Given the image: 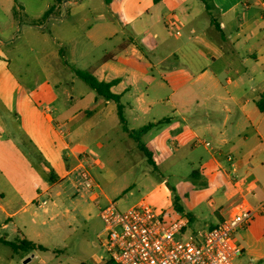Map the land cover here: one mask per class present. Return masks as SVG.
Wrapping results in <instances>:
<instances>
[{
  "label": "crops",
  "instance_id": "crops-1",
  "mask_svg": "<svg viewBox=\"0 0 264 264\" xmlns=\"http://www.w3.org/2000/svg\"><path fill=\"white\" fill-rule=\"evenodd\" d=\"M60 1L48 5L53 16L47 21H53L56 28L51 41L45 35L25 37L31 51L38 40L50 48V52L38 51L51 61L46 85L32 86L23 80L21 57L14 50L19 59L14 68L3 52L7 43L0 38V180L7 188L0 189V246L10 248L7 264H17L18 256L21 260L30 256L26 260L30 261L37 250L16 253L1 239L40 244L39 237L45 232L57 233L62 225L50 229L46 221L37 219L38 211L32 206L38 201V207L47 212L45 206L49 201L54 203L50 191L67 180L75 187L72 172L80 164L92 170L89 157L84 154L85 147L75 137L71 138L77 128L84 129L82 122L90 109L74 113L71 109L63 110L62 125L52 110L57 100L54 92L62 81L72 93L76 90L75 84L80 79L76 70L88 72L100 81H116L111 91L121 95L124 115L126 109L134 115L153 113L157 118L150 124L167 122L170 128L167 132L212 146L213 160L219 167L226 171L223 167L226 162L233 171L235 168L241 183L231 180L237 195L221 209L219 222L229 216L232 205L243 197L255 213H262L264 110L258 103H264V0H210L211 10L205 8L203 13H194L189 3H180L182 0H153L143 16L124 19L113 7L115 0L103 1L97 31L89 28L84 35L70 36L59 34L62 29L68 31L65 15L59 11ZM6 5L3 9L9 15L15 7L13 3ZM89 5V0L81 3L82 7ZM159 5L161 10L152 13V8ZM42 24L10 21L11 28L19 26V31L26 34L30 27ZM151 35L156 45L151 43ZM172 36L175 41L169 45ZM62 66L73 73L70 79L61 77ZM167 90L170 94H166ZM69 99L81 103L88 100L92 102L90 105L95 102L93 107L98 105V110H106L108 116H118L116 102L96 92L78 98L70 95ZM167 105L173 109L170 114ZM201 135L210 140H200ZM206 142L210 145H205ZM36 152L41 153L44 174L51 180L42 192L48 195L44 199L46 205L40 203L42 193L31 196L37 187V166L33 161ZM229 156L234 157V162L228 160ZM227 174L230 178L231 172ZM102 193L93 192L88 199L102 207L111 201ZM55 195L72 201L61 191ZM188 217L192 224L194 217Z\"/></svg>",
  "mask_w": 264,
  "mask_h": 264
},
{
  "label": "rangeland",
  "instance_id": "rangeland-1",
  "mask_svg": "<svg viewBox=\"0 0 264 264\" xmlns=\"http://www.w3.org/2000/svg\"><path fill=\"white\" fill-rule=\"evenodd\" d=\"M53 1L0 0V38L7 43L3 52L11 59L12 66L16 68L19 59L14 50L17 51L23 61V80L32 86L34 84L39 87L42 84L46 85L49 77L46 71L50 59L45 58L38 51L50 52V48L48 44L41 43L43 40H38L40 42L34 46L35 50L31 51V46L25 42V37L27 35L28 38L34 39L45 35L51 41L56 28L52 26L53 21L48 22V19H45V14L49 10L48 5ZM103 1L89 0V7H82L83 0H61L59 11L65 15L68 31L62 29L59 34L84 35L89 28L97 31L99 28L97 21L100 16H103L99 12L100 3H105ZM185 2L192 6L194 13L205 11V5L201 0L180 1V3ZM12 3L15 9L8 15L3 6L12 5ZM152 3L153 0H115L113 7L123 19L137 18L143 16ZM161 7V5L153 7L152 13L161 10ZM212 13L214 16L215 11ZM12 19L18 23L26 21L38 25L43 24L41 28L30 27L29 33L26 34L19 31V26L10 27ZM160 31L162 33V30ZM167 33L169 35V32ZM149 38L151 43L155 44L154 35ZM173 41L175 40L172 36L169 45ZM14 44L17 46L15 49ZM75 56L78 60L77 54ZM79 66L82 67V65ZM72 76L73 73L68 68L63 69L61 77L70 79ZM75 85L76 90L72 93L66 82L62 81V85L54 92L57 100L52 104V110L62 125L64 124L63 110L71 109L74 113L79 109H90L82 122L84 129L77 128L71 138L75 137L74 140L85 147L84 154L89 157V162L92 164V170L89 172L94 181V192H104L111 200L110 202H115L121 211L144 201L168 222L181 216L192 215L194 221L189 231L203 233L219 222L221 209L227 207L237 195V191L232 182L235 178L233 168L231 169L224 162L225 171L214 162L211 153L212 146L206 147L203 142L196 144L197 139L195 138L181 139L175 133L167 132L170 129L169 124L163 122L152 127L142 137L145 146L153 153L154 166L138 149L137 143L123 130L117 115L108 116L106 110H98L100 108L98 105L97 108L93 107L95 102L90 105L92 102L88 100L81 103L79 100L69 99L70 95H76L78 98L79 95L88 92L95 93L80 79ZM49 92L52 95V92ZM170 92L167 90L166 94ZM36 98H41V95H36ZM166 107L169 110L168 114L173 112L170 105ZM125 116L130 129L148 125L153 122L154 117L157 118L153 113L134 115L129 109H126ZM72 124L70 123L71 126ZM199 138L204 141L210 140L207 135H201ZM33 157L37 166V187L32 190L31 196L37 197L47 187L46 182L51 184V180L44 174L41 153L36 152ZM228 172L232 174L230 178ZM238 178L240 179V176ZM2 188L7 189L6 185H1L0 180V189ZM58 191H61L64 197H70L72 201L69 198L68 200L57 197L55 194ZM50 194H52L54 203L49 201L45 206L47 212L44 208L38 207V201L32 207L34 211L36 209L38 211L37 219L40 222L46 221L47 227L51 229L57 224H61L62 227L57 233L45 232L40 236L39 242L45 249L34 251L36 256L30 261H26L30 256L23 260L18 256L17 264H102L103 261L108 264L109 253L102 244L106 236L100 220V210L109 202L99 207L98 202L88 199L91 194L89 189L80 187V192H77L68 180L59 183L50 191ZM39 197L42 203L48 195L42 193ZM261 208L263 212L255 213L249 225L239 229L235 234L244 250L234 260V264H264V205ZM25 216L28 218V215ZM68 220L70 224L67 223ZM9 253H11L10 248L0 246V264L8 263L6 256Z\"/></svg>",
  "mask_w": 264,
  "mask_h": 264
},
{
  "label": "built area",
  "instance_id": "built-area-1",
  "mask_svg": "<svg viewBox=\"0 0 264 264\" xmlns=\"http://www.w3.org/2000/svg\"><path fill=\"white\" fill-rule=\"evenodd\" d=\"M228 160L234 162V157ZM87 169L80 164L72 172L77 192L80 187L94 192V181ZM233 175L234 183H241L235 168ZM254 214L243 197L232 205L228 217L202 233L189 231L188 216L165 221L144 201L124 211L109 202L100 210L106 236L102 244L114 264H234L243 252L235 234L249 225Z\"/></svg>",
  "mask_w": 264,
  "mask_h": 264
},
{
  "label": "trees",
  "instance_id": "trees-1",
  "mask_svg": "<svg viewBox=\"0 0 264 264\" xmlns=\"http://www.w3.org/2000/svg\"><path fill=\"white\" fill-rule=\"evenodd\" d=\"M104 1L106 3H111L113 0H104ZM201 1L204 3L206 10L209 12L211 10L210 0H201ZM51 16H53V9H49L46 12L45 19H48ZM76 73L80 79H82L88 86H90L91 89H93L96 92L97 95L103 97L106 100H113L116 102L117 113L122 123L123 130L127 132L128 136L137 143L138 149L148 158L149 163L155 166V160L153 158V153L147 148V146H145V144L142 141V137L152 127H154V124H148L138 129H130L128 127L127 119L124 115V107L121 103V95L115 94L111 91V87L116 83V81H112V82L100 81L92 74L85 72V71H81V70H76ZM258 105L260 109L264 110L263 102L260 101ZM1 241L9 245L16 253L31 252L34 250L45 249L43 245L34 243L32 241H28V240L11 242V241H5L1 239ZM108 264H114V263L109 260Z\"/></svg>",
  "mask_w": 264,
  "mask_h": 264
}]
</instances>
